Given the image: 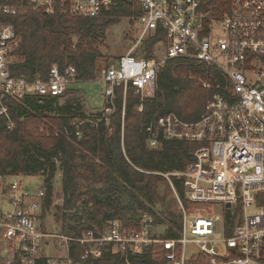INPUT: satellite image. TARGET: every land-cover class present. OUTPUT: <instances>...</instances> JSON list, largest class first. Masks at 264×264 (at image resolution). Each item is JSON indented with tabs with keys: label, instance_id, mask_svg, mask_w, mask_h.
<instances>
[{
	"label": "built area",
	"instance_id": "obj_1",
	"mask_svg": "<svg viewBox=\"0 0 264 264\" xmlns=\"http://www.w3.org/2000/svg\"><path fill=\"white\" fill-rule=\"evenodd\" d=\"M26 1L49 14L61 9L88 19L110 12L119 3ZM138 1L141 13L135 42L99 78L107 85L106 116L114 110L115 87L122 85L126 91L131 84L142 96H151L169 60L212 70L202 81L211 93L198 120H183L175 112L156 114L145 129L146 144L152 149L169 140L199 144L183 170L156 172L178 199L179 236H159L153 216L142 213L137 225L112 221L104 231L80 237L62 234L59 238L67 250L54 255L49 253L54 234L40 227L44 185L0 174L1 195L7 202L0 209V259L6 264H81L105 251L120 253L130 264L128 256L155 245L166 264H190L199 256L207 264H264V0H231L229 11L220 18L206 11L204 0ZM22 6L0 0V14H16ZM159 30L165 34V40L157 41L163 43L164 53L150 59L134 55L148 37H158ZM18 46L14 25L0 20V114L10 120V128L13 121L4 104L6 96L16 100L28 94L61 97L77 82L71 65L62 69L53 65L47 80L14 77L10 67ZM76 134L81 137L82 132ZM174 177L183 184L187 205L177 193ZM73 242L85 246L79 260L71 256ZM191 246L199 252L188 256Z\"/></svg>",
	"mask_w": 264,
	"mask_h": 264
},
{
	"label": "trees",
	"instance_id": "obj_2",
	"mask_svg": "<svg viewBox=\"0 0 264 264\" xmlns=\"http://www.w3.org/2000/svg\"><path fill=\"white\" fill-rule=\"evenodd\" d=\"M1 1L23 4L16 14H0V20L14 25L19 40L11 74L28 82L47 80L53 65L61 69L73 66L77 82L98 80L115 63L105 58L104 67L99 65L103 57L100 46L108 28L121 18L137 24L141 13L138 0H119L110 12L95 19L77 17L61 9L49 14L26 0ZM230 5L231 0H204L206 11L214 18L222 17ZM159 39L165 40L161 30L158 37H148L140 45L144 46V56L138 51L140 46L134 55L150 59L151 48ZM210 72L207 67L169 60L158 75L153 95L142 96L131 84L126 91L122 85L115 87L114 110L109 116L104 110L85 115L79 105L57 104V97L28 94L16 100L6 96L4 104L13 127H9L7 116L0 114V174L40 176L49 206L60 171L64 194L60 227L67 236L104 231L112 221L137 225L140 215L149 213L156 228L166 226L159 236L178 237L180 207L178 213L171 207L174 203H166L160 185L169 182L156 172L183 170L199 144L169 140L152 149L146 144L145 129L156 114L175 112L183 120H198L211 93L200 79L208 78ZM43 123L55 125L58 134L44 137L38 132ZM77 130L82 132L81 137ZM173 183L187 205L182 182L174 177ZM174 200L179 206L177 197ZM84 250V245L73 242L70 253L79 260ZM153 251L151 246L128 256V260L130 264H166L163 258L158 261ZM81 264H126V259L120 253L105 251L101 257Z\"/></svg>",
	"mask_w": 264,
	"mask_h": 264
},
{
	"label": "rangeland",
	"instance_id": "obj_3",
	"mask_svg": "<svg viewBox=\"0 0 264 264\" xmlns=\"http://www.w3.org/2000/svg\"><path fill=\"white\" fill-rule=\"evenodd\" d=\"M138 33V26L136 23H131L128 19L121 18L113 23L107 30V36L103 44L100 46V51L103 54L102 60L99 61V65L104 67V59L107 58L109 63H114L116 58L125 54L129 51L132 44L135 42ZM153 57L161 56L164 53V45L163 43H155V45L151 48ZM144 50L143 47H139V53L144 56L145 53L142 52ZM157 58V57H155ZM103 73V72H102ZM101 73V74H102ZM100 78V77H99ZM201 84L204 79H200ZM106 84L98 80L93 81H78L73 83L69 86L68 91L65 95L61 97H57V104L65 105L66 103H72L74 105H79L81 108V112L85 115H97L98 113L103 112L106 106V97L104 95V91L106 89ZM58 129L55 125L51 123H43L40 127L38 132L44 137H50L57 133ZM21 178L34 184H43L44 189L47 190L43 181V178L40 176H22ZM161 194H165L166 203H174L171 205L173 209H178L179 206L177 203L175 204V192L171 185L168 183H163L160 185ZM51 204L43 205V211L40 218V227L45 230L49 231L54 234V242L53 246L50 247L49 253L54 255L62 254L66 252L67 246L63 238H59L63 232L61 230V222H60V215L62 213V206L64 203V194L61 188V173L58 171L55 177V181L53 184L52 189V197H51ZM7 207V202L5 199L0 195V209ZM165 207V205H163ZM161 208V204L157 206V210ZM178 212V210H177ZM179 213V212H178ZM166 226L160 225L157 226L156 232L162 233ZM189 253L194 252L198 253V249L195 247H188L187 249ZM154 256L155 258L160 261L162 259L161 248L158 245L154 246ZM197 257V256H195ZM196 261L190 262V264H207V260L203 256H199ZM0 264H6L3 260L0 259Z\"/></svg>",
	"mask_w": 264,
	"mask_h": 264
},
{
	"label": "crops",
	"instance_id": "obj_4",
	"mask_svg": "<svg viewBox=\"0 0 264 264\" xmlns=\"http://www.w3.org/2000/svg\"><path fill=\"white\" fill-rule=\"evenodd\" d=\"M0 195H1V189H0ZM2 196V195H1ZM3 197V196H2Z\"/></svg>",
	"mask_w": 264,
	"mask_h": 264
},
{
	"label": "water",
	"instance_id": "obj_5",
	"mask_svg": "<svg viewBox=\"0 0 264 264\" xmlns=\"http://www.w3.org/2000/svg\"><path fill=\"white\" fill-rule=\"evenodd\" d=\"M227 206L229 207V206H230V204H227Z\"/></svg>",
	"mask_w": 264,
	"mask_h": 264
}]
</instances>
